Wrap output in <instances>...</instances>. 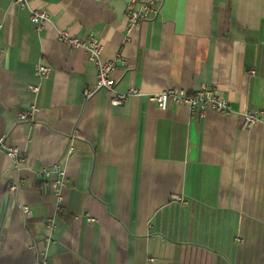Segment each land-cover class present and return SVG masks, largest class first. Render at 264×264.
<instances>
[{
    "label": "crops",
    "instance_id": "0c3cea01",
    "mask_svg": "<svg viewBox=\"0 0 264 264\" xmlns=\"http://www.w3.org/2000/svg\"><path fill=\"white\" fill-rule=\"evenodd\" d=\"M130 1L28 0L48 13L37 29L27 7L0 0V137L24 158L0 145V264H264V123L241 124L264 111V0H155L157 15L127 31ZM60 29L96 38L102 60L123 56L111 89L84 97L96 68ZM203 87L230 113L149 100ZM56 162L58 212L35 175Z\"/></svg>",
    "mask_w": 264,
    "mask_h": 264
},
{
    "label": "built area",
    "instance_id": "2783aa9c",
    "mask_svg": "<svg viewBox=\"0 0 264 264\" xmlns=\"http://www.w3.org/2000/svg\"><path fill=\"white\" fill-rule=\"evenodd\" d=\"M14 2L29 9V18L35 25V28L40 29L42 24L48 19V13L45 9L30 7L28 0H14ZM158 11L159 3L155 0H131L127 5L125 13L126 30L129 31L133 26L152 19L157 15ZM58 39L69 45L71 49L83 50L88 60L91 61L96 68L95 83L83 90L85 98L92 96L95 91L99 89H111L114 86L115 79L112 76V72L117 67L125 64V60L120 53H116L112 59L102 60L100 58L101 44L96 38L89 37L88 39H82L71 35L66 29H60L58 31ZM50 71L51 67L48 65L42 63L35 65V74L39 78H47ZM249 72L253 73L254 71L250 69ZM29 89L36 92L38 86H30ZM131 92H135V89L131 90ZM127 95L128 94H118L111 99V103L113 105H121L127 98ZM149 100L155 102L161 109L186 104L190 111L197 115H204L207 109H212L220 114H228L231 111L227 99L220 96L214 89L209 87L200 88L192 94H188V92L183 89L168 88L160 92L152 93L149 95ZM35 110L36 108L32 107L30 112L18 111L17 118L21 119L26 114L33 115ZM260 122L264 123V111L248 109L243 112L241 120L242 127L250 128ZM0 145L6 150V155L13 159L16 164L24 161L23 156L19 153V149L8 144L4 136L0 137ZM72 152L73 147L69 146L67 156H70ZM35 175L40 179H50V188L55 198V210L57 212L60 211L63 200L62 189L67 182L64 167L61 163L56 162L51 166L43 167L36 171ZM23 183V179L11 183L10 191H16ZM22 212L28 217L30 215L29 206L23 205ZM85 219L90 222L95 220L87 214L85 215ZM47 222L50 221L48 220ZM47 225L51 226V223H47ZM40 264H48L45 256L42 257Z\"/></svg>",
    "mask_w": 264,
    "mask_h": 264
}]
</instances>
